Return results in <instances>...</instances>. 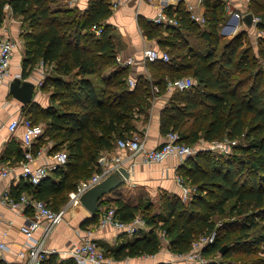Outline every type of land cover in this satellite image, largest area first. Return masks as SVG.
Segmentation results:
<instances>
[{
    "label": "trees",
    "instance_id": "1",
    "mask_svg": "<svg viewBox=\"0 0 264 264\" xmlns=\"http://www.w3.org/2000/svg\"><path fill=\"white\" fill-rule=\"evenodd\" d=\"M54 1L0 0V25L9 2L13 13L29 26L22 35L23 75L27 76L40 58L52 66L42 86L51 90L50 104L31 106L25 112L34 123H46L33 150L36 152L49 139L52 151L67 152L66 163L54 168L37 186L21 181L15 187V196L26 190L51 208L60 209L47 198L53 196L62 203L82 178L92 176L94 169L101 171L97 165L102 150L112 148L120 136L133 135L137 121L149 117L153 84L163 91L167 75H192L197 83L173 91L163 108L161 131L166 134L177 130L182 142L194 146L201 137L208 141L243 137L246 142L235 144L236 152L228 156L217 158L213 151L201 149L185 159L178 172L197 187L189 200L163 193L155 202L145 191L136 195L115 189L100 200L96 214L89 215L84 223L99 222L104 203L105 209L116 206L124 221L137 214L145 219L150 231L112 249L116 259L157 253L166 240L172 252L187 253L198 236L216 230L215 241L202 249L208 261L217 253L229 259L238 250L246 259L231 264H264V35L258 38V50L245 44L243 33L230 38L220 49L218 26L226 15V3L208 1L210 5L204 11L208 28L204 30L188 10L178 7L180 24L173 28L172 37L159 40L170 46L171 60L151 61L150 67L159 75L157 80L140 75L132 86L129 65L117 62L111 28L105 23L112 13L111 0H89L87 9L53 7ZM250 9L263 14L258 25L264 27V0H252ZM96 23L102 25L100 34L92 29ZM141 24L149 36H162L161 25L148 20ZM180 28L192 32L185 37ZM176 48L187 53L174 55ZM230 201L232 207L227 212ZM234 211L238 218L217 222L215 216H228ZM224 245L227 247L222 251ZM41 264L78 263L73 257L57 261L50 255ZM206 264L225 262L210 260Z\"/></svg>",
    "mask_w": 264,
    "mask_h": 264
},
{
    "label": "crops",
    "instance_id": "2",
    "mask_svg": "<svg viewBox=\"0 0 264 264\" xmlns=\"http://www.w3.org/2000/svg\"><path fill=\"white\" fill-rule=\"evenodd\" d=\"M208 1L212 2V0H122L117 8L112 9V13L105 19V23L111 28V35L117 54H121L124 57L133 56L135 58V62L129 65L131 77L135 79L138 76L143 75L153 81H156L158 78L157 76L159 75L155 73V70L153 71L149 64L151 61L155 60L144 61L143 53L145 49L150 47H155L162 51H170V46L160 44L159 40L172 37L173 34H171V32H174V29H177L175 27H178L180 23L178 25H172L156 22L155 16L159 10L163 9L168 12L167 9L171 8L174 11L172 15L177 16L176 11L178 10V7H184L189 11L191 17L192 12L204 14V11L206 8H208V5H210ZM251 1L252 0H233L232 8L245 14L251 10ZM6 4L9 6L5 5L6 12L4 21L0 25V34L7 36L9 35L18 40L19 43L13 51L11 65L12 76H8L5 79L0 80V161L13 166V170L9 175L0 177V240H4L9 245V249L6 250L4 258L0 261V264H5L9 261H26L24 257H21L18 254L20 249L27 246V236L22 231L21 226L27 223L30 217H32L31 215H33L32 211L28 208L21 209L12 207L5 204L1 200L5 191L8 189L13 190L14 194L13 192L12 194L15 196V187H17L21 181H26L16 176L22 171L24 126L22 124L15 131H12L10 130L8 124L12 118L16 116H27L25 113L27 111L26 109L30 108L31 106L40 105L41 107H46L50 104L51 90L43 88V84L40 86L38 82L39 80L43 79L44 83L46 74L52 69L51 65L44 62V60L40 58L35 62L30 73L27 76L23 75L25 69L23 66L24 40L22 35L26 30H29V26L27 22H24L21 16L15 15L13 13L9 2ZM53 4V7L66 6L65 0H56ZM88 5L89 0H78L77 4L74 6H78L81 9H87ZM231 11V9L227 8L226 15H230L229 21L226 23L222 19L218 26L221 47L230 38L236 36L239 33H243L244 40L246 37L250 38L252 41H254L255 49L258 50V41L256 42V38L264 35V31H262L264 30V27H260L258 23H253L251 26H249L243 19L244 14L242 17L238 18L237 16H233ZM236 18L239 20L237 21ZM142 20L153 21L154 23L161 25L162 36H149L141 24ZM194 21L199 24L202 30L208 28L207 23H200L196 20ZM180 30V32H183L185 37L188 36L190 32H192L188 28H180ZM190 37L192 38L193 35H189V38ZM176 39L177 37L175 40ZM172 53L174 55L181 53L179 55L183 56L185 53H187V50H180L176 48ZM178 58L179 57H177V59ZM27 69H29V67ZM42 70H45V75L42 73ZM16 76H20L23 79L32 80L35 83L36 94L28 104H25L17 99L10 91V82ZM169 78L171 77L167 75L166 84ZM166 84L165 90L162 91V87L159 85L160 92L156 94L153 91L149 117L146 120L143 117L140 118L137 121V129L132 131L135 134L145 136L146 146L149 148L159 145L164 140L166 134L160 129L161 112L163 108L169 104L172 92L178 90L173 89L168 91ZM37 124L46 127V123L44 121L39 123L37 122ZM42 135L43 134L40 136ZM40 136L35 139L33 145L37 144ZM44 138H46L45 135ZM209 142L211 141L205 140L203 137H201L198 146L201 144L203 146H207L209 145ZM52 144L53 142L48 139L45 143L39 146L42 152L32 161L34 166L40 164L51 165L55 162L53 154L57 151L51 150ZM102 153H107L110 158L109 163L112 167L118 163H123L132 168L133 177L130 180L124 182L117 189H122L125 192L133 191L136 195H139L142 191H145L155 202H158L157 200H159L160 195L163 193H167L169 195H181V187L177 181L176 174L178 173L179 166L184 161L182 162L179 157L170 155L162 162L149 163L143 159L141 153L134 154L133 152L118 146L117 142L112 148L103 149L100 155ZM118 157L121 161L117 160ZM98 163L99 165L97 166L100 167L101 164L99 162V158ZM52 170L49 174H52ZM96 171L97 170L94 169L93 174ZM87 178H82L80 182ZM47 200L54 206L61 207L66 206L68 201L67 199L66 201L58 204L53 196H49ZM105 207L106 204H102L100 207V212L105 209ZM89 215L90 213L82 205L68 206L64 218L52 228L50 234L44 240V246L46 248H55L56 250L52 251L49 256L51 255V257H55L57 261L72 257L69 253V250L74 243L80 240V233H84L88 230L93 232V235L101 248L107 254H111L112 249H115L126 242L133 241L139 236L146 235L151 229V227L147 225L139 232L132 234L128 232L127 229L119 228L114 224L99 226L98 222L84 223ZM45 223L46 222L43 221L42 225ZM42 230L43 226H40V228L35 231V235L42 237ZM166 241L161 245V248L157 253L141 254L135 256L127 255L118 260L127 264H158L162 262H174L176 258L173 255L176 253L170 250L168 242ZM111 256L113 255L111 254Z\"/></svg>",
    "mask_w": 264,
    "mask_h": 264
},
{
    "label": "built area",
    "instance_id": "3",
    "mask_svg": "<svg viewBox=\"0 0 264 264\" xmlns=\"http://www.w3.org/2000/svg\"><path fill=\"white\" fill-rule=\"evenodd\" d=\"M122 0H111V7L115 9L119 6ZM226 3L228 9H231L233 16L238 18L242 17L244 13L239 10L232 8L233 0H223ZM69 6H74L77 4L78 0H67ZM8 4H6L7 6ZM9 6V5H8ZM191 18L200 23H206V17L204 14L192 12ZM262 17L260 15L254 14L253 23L261 22ZM155 21L159 23H166L172 25H178L180 23L177 16L169 14L165 10L161 9L155 16ZM92 29L100 34L102 32V25L93 24ZM264 31V30H262ZM19 41L11 36L0 34V80L5 79L8 76H12V57L15 47L18 45ZM144 61L148 60H162L169 61L171 55L168 51L158 50L155 47H150L145 49L143 53ZM116 60L121 65H130L135 62L133 56L124 57L121 54L116 55ZM45 75V70H42ZM14 76V75H13ZM130 85H135L136 81L134 78H129ZM197 83V79L192 75L178 76L175 78H169L166 84L168 91L173 89H184L189 88ZM38 84L41 86L43 84V79L39 80ZM153 91L157 94L160 92V87L158 84L153 85ZM24 126L23 132V160H22V171L16 175L22 180L31 182L33 185L37 186L44 178H46L50 171L56 168L60 164H64L67 161V152L65 150L57 151L53 154L55 162L51 165L40 164L34 166L32 161L42 152L41 148L35 152L33 150V144L35 139L44 133V127L40 124L34 123L28 116H16L12 118L9 122V128L15 131L20 125ZM181 134L177 130H169L164 140L157 146L149 148L146 146V137L140 134H133L129 136H120L117 139L118 146L125 148L134 154L141 153L143 159L146 162H162L165 158L170 155L177 156L183 162L187 157L196 153L201 149H218L221 153L227 155L233 150L235 144H237V139H232L225 136L222 140H215L209 142V145H191L181 140ZM121 161L120 158H117ZM99 162L101 164V171H96L91 177L79 182L76 187L69 191V199L66 206L60 209H53L48 206L44 199L36 198L34 195L27 191H23L19 196L15 197L12 194V190L8 189L2 196V202L5 204L16 207L25 208L32 211L29 221L21 226L22 231L27 236V246L18 251L19 256L26 259L25 262L19 261H9L5 264H41L42 260L48 257L52 251H56L55 248L50 249L44 246V240L50 234L52 228L59 223L65 216L68 206H81L79 196L80 194L92 183L100 178V176L110 170L112 166L110 165V158L107 153H102L99 157ZM120 164V163H118ZM13 170V166L8 163L0 161V177L7 176ZM177 181L181 187V196L183 200H189L192 195L197 191V187L185 181V178L179 174H176ZM24 209V210H25ZM46 223L42 225V222ZM106 224H114L119 228H125L128 232L135 234L139 232L142 228L146 227L148 224L141 215H136L130 221L122 220L117 213L116 206H111L104 209L101 213L98 225L105 226ZM43 226L42 237L35 235V231ZM80 233V231L78 230ZM80 240L73 244L69 250L70 255L77 260L79 264L93 263V264H127L122 263L114 256L107 255L106 252L101 248L98 241L93 235L91 230L84 233H80ZM164 234V232H163ZM217 236L216 230L212 231L210 234H202L198 236L192 242V249L187 253L178 254V259L187 261H197L200 264H206L208 262L207 257L202 253V249L215 241ZM9 249V245L4 241L0 240V261L4 258L6 250Z\"/></svg>",
    "mask_w": 264,
    "mask_h": 264
},
{
    "label": "water",
    "instance_id": "4",
    "mask_svg": "<svg viewBox=\"0 0 264 264\" xmlns=\"http://www.w3.org/2000/svg\"><path fill=\"white\" fill-rule=\"evenodd\" d=\"M253 17L252 11H248L243 15L244 21L249 26L253 24ZM236 20L238 21L239 19L236 18ZM10 91L17 99L28 104L36 94L35 83L32 80L16 76L10 82ZM132 177V168L130 166L123 163L113 166L80 194L81 205L86 208L90 215L96 214L100 200ZM226 247L227 245H224L221 250L225 251Z\"/></svg>",
    "mask_w": 264,
    "mask_h": 264
},
{
    "label": "rangeland",
    "instance_id": "5",
    "mask_svg": "<svg viewBox=\"0 0 264 264\" xmlns=\"http://www.w3.org/2000/svg\"><path fill=\"white\" fill-rule=\"evenodd\" d=\"M54 3V2H53ZM52 3V5H54ZM65 4L66 5H68V2H67V0H65ZM6 12V11H5ZM263 14H261V17H263L262 16ZM229 16L230 15H225V17L223 18V21H225L226 23L229 21ZM258 38L259 37H257L256 38V42L258 41ZM245 44H252V45H254V41H252L250 38H248V37H246L245 38ZM219 48L221 49V45L219 46ZM131 134H135V133H131ZM222 139H224V137L223 138H221L220 140H222ZM237 140H238V142L237 143H242V142H246V139H244L243 137H238L237 138ZM209 150H211V151H213L214 153H215V157H221V156H228V155H231V154H234L235 152H236V147H233L232 148V152L230 153V154H227V155H225V154H223V153H221L218 149H215V148H212V149H209ZM155 200H156V198H155ZM158 201V200H157ZM232 201H230V202H228L227 203V212H228V210H230L231 209V207H232ZM159 209L158 208H155V211H158ZM216 217V219L218 220L217 222H221V224H223V221L225 220V219H227V221H229V220H233L234 218H238L237 217V215L235 214V211L233 212V214H231V215H228V216H223V215H217V216H215ZM259 230V229H258ZM255 232V230L253 231V233ZM234 245V244H233ZM236 252H233L232 254H231V257L229 258V259H226V258H224L223 257V255H221V254H215V255H213L212 256V258H210L209 259V261L208 262H210V260L212 261V260H215L216 262H219V261H221V262H225V264H231V262L232 261H240V262H243V261H245L244 259H246L245 257H241L240 256V251H238V250H235ZM173 256H175V258H176V260L174 261V262H172V263H174V264H200V263H198L197 261H187V260H181V259H178V254L176 253L175 255H173ZM238 257V258H237Z\"/></svg>",
    "mask_w": 264,
    "mask_h": 264
}]
</instances>
